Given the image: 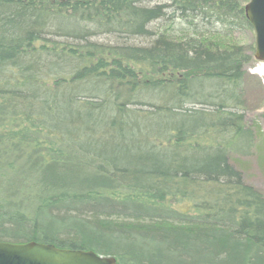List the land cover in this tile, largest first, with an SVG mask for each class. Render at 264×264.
I'll return each instance as SVG.
<instances>
[{
  "label": "trees",
  "instance_id": "16d2710c",
  "mask_svg": "<svg viewBox=\"0 0 264 264\" xmlns=\"http://www.w3.org/2000/svg\"><path fill=\"white\" fill-rule=\"evenodd\" d=\"M150 1L0 0V242L264 264V193L231 162L264 149L239 113L246 0ZM201 16L220 28L200 31ZM161 114L167 134L133 156L135 120ZM240 137L248 151L229 148Z\"/></svg>",
  "mask_w": 264,
  "mask_h": 264
},
{
  "label": "rangeland",
  "instance_id": "374dc122",
  "mask_svg": "<svg viewBox=\"0 0 264 264\" xmlns=\"http://www.w3.org/2000/svg\"><path fill=\"white\" fill-rule=\"evenodd\" d=\"M249 0H246L245 6ZM151 5L158 4H170V0H153L149 2ZM149 4V5H150ZM193 19V18H192ZM197 23H199L200 31H214V29H219L220 26L214 22V19L206 18L204 16L194 18ZM191 20V19H190ZM182 24L178 21L176 23H180L184 25L185 20H181ZM75 24L71 23V27H74ZM167 26V27H165ZM171 26V21L165 24V19L159 22L154 23L153 29H159L160 32H164L165 28ZM187 27V26H185ZM222 29V28H221ZM228 27L224 28L227 30ZM193 30V29H191ZM238 30V29H237ZM235 31L236 41L243 46H253L254 52L252 62L244 68L245 77L242 87V112L239 111L240 114L245 115L246 123L248 126L253 127L254 131L258 130L260 132L259 139L256 138L257 146L260 141H264V69L262 71V67L264 66V62L257 61L254 58L255 54V33L254 30L250 29H239V31ZM165 33V32H164ZM99 42H104L105 37L97 38ZM133 41V40H132ZM147 41V40H145ZM142 39H137L133 41V44L137 46H141L145 42ZM144 46V45H143ZM185 108H200L201 106L196 105H185ZM183 107V108H184ZM206 109H210L209 107H205ZM173 120L170 118L165 119V114H161L159 116L154 117H141L138 116V119L135 120L137 124V128L140 129V133L136 134L133 140V156H141L146 155L150 152V139L153 136L164 137L167 134V126ZM254 132V133H255ZM249 139L240 137L237 140L227 141L229 148L235 149L236 151L245 152L248 151L250 146L248 143ZM163 153L158 155L159 157L165 158V146ZM174 151L172 149L166 150V158L170 160L171 156H173ZM264 155V149H263ZM262 153L258 152L257 148L254 147L251 150V154L249 156H243L238 154H233L232 163L242 171L244 175V179L248 184H251L255 188L259 189L264 193V163L262 160Z\"/></svg>",
  "mask_w": 264,
  "mask_h": 264
},
{
  "label": "water",
  "instance_id": "95a60500",
  "mask_svg": "<svg viewBox=\"0 0 264 264\" xmlns=\"http://www.w3.org/2000/svg\"><path fill=\"white\" fill-rule=\"evenodd\" d=\"M246 18L255 32L257 61L264 62V0H249ZM0 264H117L113 257L94 251L60 249L54 245L29 242H0Z\"/></svg>",
  "mask_w": 264,
  "mask_h": 264
},
{
  "label": "bare ground",
  "instance_id": "6f19581e",
  "mask_svg": "<svg viewBox=\"0 0 264 264\" xmlns=\"http://www.w3.org/2000/svg\"><path fill=\"white\" fill-rule=\"evenodd\" d=\"M263 69H264V66L262 67V71H263Z\"/></svg>",
  "mask_w": 264,
  "mask_h": 264
}]
</instances>
